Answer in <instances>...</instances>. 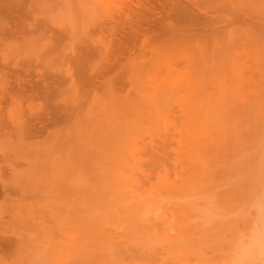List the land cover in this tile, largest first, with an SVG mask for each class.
<instances>
[{
  "label": "bare ground",
  "instance_id": "1",
  "mask_svg": "<svg viewBox=\"0 0 264 264\" xmlns=\"http://www.w3.org/2000/svg\"><path fill=\"white\" fill-rule=\"evenodd\" d=\"M129 1L130 3L132 2L134 4V0ZM154 1L157 3H151V0H137L135 3H137L136 5L140 6L139 8L141 9H138V12L133 14L131 11L132 15L126 14L125 18H122L121 20L114 19L115 21L113 22L112 20V23L109 25L107 24L108 22L105 25H94L95 27H98L96 29H99L104 33L106 32L111 37L109 42L110 50L108 52L106 51L107 53H105L103 60L105 62L102 64H100L101 61H98V64L97 62L95 63L94 58L97 57H94V55L97 53L95 50L96 48L94 49L93 47H90V45L83 46L85 48L76 51H74V49V52H71L70 57L68 55V58H65L67 61L66 66H68V64H70V66L66 69V73L63 74L62 71L57 70L50 64V60H52L53 64V61L58 58L55 49L56 45L62 42V39L65 38V36L72 37L74 35H66L67 32L65 31L67 29H64L65 31L61 30L62 28H59L60 26L57 27L59 28V32H55L53 29H51L52 25H49L51 23V19L48 18L51 16L50 14H48L50 16H48L47 19L45 16L43 17L44 19L31 18V15L36 17L37 14L34 12V10L31 11L33 8L31 5H28L25 0H0L1 65L6 63L4 62L6 51L4 48L8 49L7 43H11L12 47L17 44H21L23 46L28 45L29 47L32 45L35 46L34 43L37 41V44L38 39H45L49 42V47H47V45V49L45 50L44 47L43 49L44 52L48 54L47 57L50 58V60L49 58H46V54H44L43 51H39V54L42 53L41 57H37L39 54L36 56L37 60L41 62L44 60L47 61V59L49 60V62H44L47 64V69L46 67L40 70L33 69L28 66L19 67L21 65H15V63V66L9 69L1 67L2 69L8 71L1 70L0 72V77H2L0 79L3 80V82L2 80L0 82V136L2 133L3 135L15 133L18 135V138H21L22 140L24 139L23 141H26L28 146H32L34 142L30 141H32V139L35 137L41 136L44 133H52L53 131L55 132V130L52 131L47 129L46 122H48V124H55L60 118H67L68 115L70 116L71 111L76 110L77 107L75 108L70 104L71 102L74 103L73 100L69 102L66 99L67 97L62 96V93L67 90V88H64L67 80H70V86L68 89L71 88V91L72 88H77L79 85L83 84H86L85 86L89 85V87L91 86L96 88L94 86L96 84L95 81H97L100 76L102 77L105 72H108L114 68V66H118L120 69H122V58L124 55H127L128 52H130L132 45L138 39H141V43L144 45L149 40L157 38V36L162 31L169 33V35L172 34V38L175 34V36L178 35L176 38L174 37L175 39L173 41H177L185 37L186 35H184V33H187L188 31L183 32V30L180 28L182 26L178 25V22L180 21L181 17L183 18V15H187V17L189 15L190 17L194 15L191 17V20L194 17H198V15L195 16L197 13L194 14L196 11H192L193 13L190 12L191 8L192 10L198 9V5V7L195 8L196 0H193L195 3H193L192 0H184L186 3H184L182 0ZM251 1L253 2L255 0ZM245 2H247V0ZM259 3L261 4V2ZM192 4H195L194 8ZM23 5L25 6L24 8ZM263 5L264 3L260 6L263 7ZM133 11H135V9ZM30 12L32 14H30ZM202 12L203 11H200V14ZM185 16L183 19L186 18ZM204 16L207 18V14L204 15L203 13V17ZM152 17H155V20H153ZM200 19H193V24H195L196 28H199V23H201ZM212 19L210 18L211 21ZM193 21H191L190 25H192ZM197 21H199V23H196ZM182 22H184V20ZM209 22H207L206 25L203 23L200 25L203 27V25L207 26L211 25V23H216L215 20L214 22ZM183 25L186 26L184 23ZM190 25H187L189 31L193 29L189 27ZM184 26V29L187 28V26ZM251 27V32L255 31L253 26ZM215 30L216 29H213L211 31L210 29L211 32L208 31L204 33V35L201 34V41L205 40L207 36L211 35L210 42L212 43V40L215 39V37L211 33H213ZM249 30L250 28L248 31ZM26 31H40L42 33L38 35H26ZM46 31H52V33H43ZM244 31H247V29ZM166 33H163L165 34L164 36H166ZM212 37L214 38L212 39ZM206 41L208 42V39ZM213 41L215 42L216 40ZM28 50L31 51L32 49ZM28 50L27 52H29ZM35 51H32V53ZM15 52L19 53L17 50H15ZM98 52H100V50ZM28 54L29 55L27 56L30 57L31 52ZM100 54L102 55L103 53ZM54 55L55 57H53ZM91 57H93V65L89 64V59ZM40 58L44 59L42 60ZM52 58L55 59L53 60ZM101 58H103V56ZM65 59L59 58L57 60L64 61ZM22 60L25 59L22 58ZM63 63L65 65V62ZM49 65L51 67H49ZM54 70L59 73L54 72ZM25 77L27 79L28 77L30 78L27 80ZM74 91L73 94L78 90L76 92ZM68 92L66 94H68ZM78 94L81 95L79 92ZM61 98L62 100L60 101ZM75 99L78 98L75 97ZM65 100L69 102L67 103L69 106L71 105L70 108L73 107L75 109L70 110V108H68L70 111H67L68 109ZM8 101L10 102L9 104L12 106L14 105L13 107H15V104L20 105L17 106V108L20 107V109L18 108L20 112H18V109L15 108L16 110H14V113L12 107H10L12 111L8 112L7 110L9 107H7V110L5 107H2V103L6 102L7 104ZM35 103L38 106V109L36 110L35 106H33V109L36 110H33V112L30 109H32L31 107ZM24 104H26V106L28 105L30 110L29 113L31 115L25 116V112L22 111L26 108ZM61 104H64V107L66 108H64ZM75 104H77V102ZM21 105H24L23 109L21 108ZM3 108L6 112H2L4 111L2 110ZM250 109L251 111L248 112L234 109L232 111L202 113L199 116H189L188 126L179 132L180 139L177 146L173 149V159L144 162H131L125 160L122 162V172L120 177L121 189L119 195H116L115 197L110 196L106 188L105 190L107 192H105L103 195L101 192L103 189H101L100 186L97 187L98 185H96V187H94V183L96 182L92 183L94 184L93 187H90L92 186L91 184L88 185L87 188L86 186L89 183L86 182L87 184L83 185L86 191H77L78 194L75 192L73 195V189L76 190L74 185L71 194H69L72 196H67V198L70 197V202L75 201L73 196L76 197V204L73 205L74 203L71 204L72 202L69 203L68 200H62V197L60 196L61 194H56L58 193L57 190L59 189H57V187H60L59 191L61 190L62 192L64 191L62 189H65V187L63 188L62 184L63 181H56V179L59 177L62 179L59 173H62L63 169L61 170L59 168L57 170L56 167V173L60 176L58 175L59 177L55 178L51 177L54 175V173L51 172L55 171L54 167H52L53 170L51 169V171H49V174L47 172L49 169L43 171L45 168H41L43 163L38 164L39 166L37 165V168L39 171L37 169L33 170L32 168L30 169L31 171H27L29 173L23 172L22 174L27 176L28 174L31 175L34 173L35 175L32 174L33 176L31 177H34L35 180H39V184L44 182L42 186L45 185L46 181L48 180L49 184H47L49 186L45 185L48 188L42 189L45 186H41V189L45 191L43 193H46L44 195L45 199L48 198H46V195L50 193L49 195L51 198L49 197L50 199H48L52 200L54 195H56L55 198L60 199V203L59 201L58 204L57 201L54 202L56 199L51 201L52 203L47 201V199L46 202L51 204L48 205L45 203V205L42 206V208L45 207L44 209L37 210V206L34 207L35 204H33V208L30 204L32 202H30V199H28L27 201L29 202H27V204H29L28 207L27 205L25 206L27 207L26 210L28 211L30 208H32L33 212V210L36 209L39 218V215L43 214L44 211L45 213L50 212V206L55 209L53 203L56 204V208L59 209V211L63 203L66 201H68V204L67 202L65 203L66 206L70 204L72 205L71 207L75 206L73 207V246L75 250V260L78 264H233V262L238 259H245L247 264H264V251H261V247L264 246V105L259 108L253 106ZM4 113H7V115ZM43 119L46 120L44 121ZM126 124L125 127L128 126V124ZM124 133L126 140L131 135V132L125 130ZM3 138L4 136L1 139ZM11 139L13 140L14 138L12 137ZM21 139H17L19 142H17L18 147H21V144L23 143ZM5 140L6 139L3 141ZM7 141L8 140L5 141L6 143L4 142L6 146L4 145L3 148L1 147L0 151L2 152V150L5 149L4 147H8L9 149L10 146L13 149V151H11H15L14 154H16L17 150L14 148L16 144L9 145L10 140L8 143ZM129 141L130 138L128 139V142ZM12 145H14V147ZM39 147L41 151L43 147ZM39 147L35 146V150H37ZM77 148L78 146L75 147V151H77ZM27 149H29L31 153L33 152V154L38 152H34L35 150L33 146L32 148L30 147ZM31 149H33V151ZM20 150L22 149L19 148V151ZM29 150L25 151L28 152ZM31 153L29 155H31ZM75 161L78 162L77 160ZM28 162L30 163L31 161ZM53 165L54 164L52 163V166ZM55 166H57V164H55ZM45 172L48 174H44ZM67 172L63 171L62 176L66 175ZM42 173L43 175H49L50 177H47L48 179L45 178L46 180L44 181L43 177L45 176H42ZM22 174L19 175L21 179L24 178L22 177ZM37 176L38 179H36ZM29 178L30 176H27L26 180ZM49 181L53 184H50ZM97 182H99V180ZM54 184H61L62 187L57 186L55 188ZM51 185L53 187H51ZM101 185L103 184L101 183ZM83 186L81 187L82 189ZM49 187L54 188L55 190L50 189L54 190V192H50ZM78 187L80 188V186ZM47 189L49 191H47ZM51 193H55L53 197L51 196ZM75 194L80 196L81 199ZM0 195L4 198L9 196L7 193L6 184L2 180V177L0 178ZM8 198H10V196ZM42 204L43 202L39 205ZM16 205H20L21 207V204ZM22 207H24V205ZM53 208H50L51 214L52 212L59 213L57 209H55L56 211L52 210ZM4 211L5 210L0 211V213H4ZM30 212L31 210L28 211V213ZM16 213H20V211H16ZM56 213L53 216H50V214L48 216L50 220H54V224L52 223L49 226L50 228L47 226L44 227L45 225L43 223L42 225L40 224L44 227L42 228L43 230L47 229L48 231L52 230V232H55L57 227V231H59L61 224L59 220L57 222L58 214L56 215ZM20 214H22V212ZM35 214L37 213L34 212V215L32 214L34 218L36 217ZM32 215L31 218L33 217ZM53 217H56V219ZM59 218L61 219L60 216ZM52 226L55 228L53 229ZM44 232H42L44 238L41 236V239L45 240L44 242L48 241L47 239H50L51 236L55 237L54 235H50V232H48V235L45 238L46 234ZM49 235L50 237H48ZM30 238L32 239V237ZM15 239L16 241H13L10 240V238L7 239V237L4 236L1 237L0 233L1 264H3L6 259H8L7 255H11V252H13L12 250H14V252H19L17 248H21L23 246V243H20L22 240H24L22 237L18 236ZM32 240L37 242L39 238H34ZM37 244L39 246V243ZM243 248H248L250 250L249 253L246 255L243 254L241 252ZM20 251H22V249ZM22 253H24V250ZM27 257L29 258V256ZM35 257L38 256L35 255ZM2 258L5 259L1 260ZM24 260H18L17 264L18 262L20 263V261L23 262ZM28 261L31 264V262L34 260ZM22 262L21 264H26L25 261L23 263ZM38 263L40 264V261L36 264Z\"/></svg>",
  "mask_w": 264,
  "mask_h": 264
},
{
  "label": "rangeland",
  "instance_id": "2",
  "mask_svg": "<svg viewBox=\"0 0 264 264\" xmlns=\"http://www.w3.org/2000/svg\"><path fill=\"white\" fill-rule=\"evenodd\" d=\"M25 1L33 8L31 11L34 10V12L37 14H35L36 17H33L31 15V18L42 19L45 16V18L47 19V17L51 15L50 17H48L49 19H51V23L49 24L52 25L51 29H53L55 32H59V28H62L61 30L67 29L66 31L64 30L68 33H66V35L71 34L74 36H65V38L62 39V42L56 45L55 49L58 58L53 61V64L52 60L47 57L48 54L44 52V49L46 50L47 47H49V42L45 39H38V43L36 44L37 41H35V46H29L30 48L28 47V45L23 46L21 44H17L15 45L16 47H12L11 43H7L8 49L4 48V50H6L4 62L6 63L4 65H1L0 63V68L5 67L9 69L16 64H19L21 65L19 67L28 66L30 68L39 70L46 67L47 69V64L45 63L49 62L50 60V64L57 70L62 71V73L64 74L66 73V69L70 66V64L66 66L67 61L65 58H68V55L70 57L71 52L74 49V51L80 50L82 48H85L83 46L89 45L94 49L96 48L95 50L98 53L94 55V57L97 56L96 58H94V62H97L98 64L101 61L100 64H102L105 62L103 61L105 53L110 50L109 42L111 37L106 32L104 33L99 29H96L98 27L95 26L97 24V26H100L99 24L105 25L107 22V24L109 25L110 23H112V20L113 22L115 21L114 19L121 20L122 18H125L126 14L132 15V13L134 14L135 12H138V9L141 10L139 8L140 6H137V3H135L137 0H134V4L132 2L131 4L129 0ZM182 1L186 3V1ZM245 1L246 0H200L199 2V0H196L195 3L192 0V2L196 4L195 8H197L198 6L199 7L197 9L198 12L195 9L192 10V8L190 9V12L196 11L194 13H197L195 16L198 15V17L196 18L199 20L200 18L204 19L205 17V21L201 19V23L197 21L196 23H199V28H196L195 24H193V19L196 18L194 17L191 20V17L194 15H192L191 17L190 15L188 17L187 15H183V18L185 16L187 19H183L181 17L178 25L182 26L179 27L183 30V32L188 31L187 33L185 32L186 34L184 33V35H186L187 37L185 36L177 41H173L178 35L175 36V34V38H172V34L169 35V33L162 31L160 32V34L163 36L159 34L157 38L149 40L144 45H142L143 43H141V39H138V42L135 41V43L132 45V51L130 50V52H128V54L124 55V57L122 58V69H120V67L118 66H114V68H112L108 72H105L102 77L100 76L99 79L95 81L96 84L94 86L96 88L91 86L89 87V85L85 86L86 84H83L79 85V88H72L71 91V88L68 89V87L70 86V80H67V84L65 83L64 88H67L69 92L64 89L65 92L62 93V96L67 97L66 99L69 102L73 100L74 103L71 102L70 104L77 108L75 111L73 110L70 112V116L68 115L67 118H60V121L58 120V122L55 124L49 123V125L48 122H46L47 129L52 131L55 130V132H48L49 134L44 133L43 135L35 137L34 139H32V141H30L34 142V144H32L34 150L36 149L35 146H41L43 147L42 150L44 151H40L39 147L34 151H38L36 152L38 154L34 153V155L33 152L31 153L30 150L27 149L30 147L32 148V146H28V144H26V141H23L24 139L22 140L21 138H18V135H16L15 133L4 135L2 133L1 136H4V138L1 139L2 137L0 136V148H3L6 140H10L9 145L16 144L15 147L14 145L12 146L17 150V153L14 154L15 151L12 152L13 149L8 144L7 145L9 146V149L8 147H4V151L2 149V152L0 151V176L5 182L7 193L10 196V198H8L9 196L4 198L0 195V211L5 210L4 213H0V233L1 237L4 236L7 237V239L10 238V240L13 241H16L15 238L18 236L24 239L22 240V242H20L23 243V246L21 248H17L19 252H14V250H12L14 253L11 252V255L8 254V259H6L8 262L5 260L6 263L4 261L3 264H17L18 260L24 259L26 264H30L28 260H34L33 262H31V264H36L39 261L40 264H78L75 260V250L73 246V207L75 206L71 207V204H76V197L73 196L75 198L74 202L71 201V203L69 201L70 197L72 196L69 194H71L74 185L76 187V190L73 189V195L77 191H86L83 185L89 183L86 186L88 188V185L96 182L94 183L95 186L94 184H92V186L90 187H96V185H98L97 187L100 186L101 189H103L102 191L100 190L103 195L105 192H107L106 190H108L110 196L115 197L116 195H119L121 189L120 177L122 172V162L125 160L131 162H144L173 159V149L177 146L180 139L179 132L180 130H184L188 126L189 116H199L202 113H219L223 111H232L234 109L248 112L251 111L250 108H252L253 106L259 108L264 105V5L263 7L260 6L264 3V0H255L253 2L251 0H247V2L250 3H247ZM259 2H261V4ZM151 3L156 4L157 2L151 0ZM195 4H192L193 8ZM24 7L25 6L23 5V8ZM132 9H135V11H133ZM199 10L203 11L201 13L202 15L200 14ZM203 13L204 15L207 14V18L206 16L203 17ZM30 14L32 13L30 12ZM209 17L211 19L213 18L212 21L214 22L215 20L217 24L211 23L212 21ZM152 19L155 20V17H152ZM188 19L190 20V22ZM183 20L184 22H182ZM185 20L188 21L186 22ZM191 21H193L192 25H190ZM202 21H210L209 23H211V25H207L209 27L203 25L202 27L200 24H207V22L204 23ZM183 23L186 24V26L189 24V27H191V29L193 28L194 30L192 29L193 31L190 30V32L188 26V29L185 28V30L183 28ZM251 26H253L255 31L251 32ZM249 28L250 32L248 31ZM210 29L211 31L213 29H216L213 33H211L215 37V39H213L214 37H212V39L216 41L214 42L212 40V43L210 42L211 35L207 36L205 40L201 41L200 35H204V33L208 31L211 32ZM245 29H247V31H244ZM71 30L73 33L71 32ZM223 31L226 32L224 33ZM40 33L42 32L26 31L25 34L38 35ZM43 33L49 34L52 33V31H46ZM163 33H166V36H164L165 34ZM207 39L208 42L206 41ZM28 49L32 50L29 51ZM15 50L19 51V53L15 52ZM27 50L29 52H27ZM99 50L100 52H98ZM32 51L35 52L32 53ZM39 51H43L44 54H46V58H49V60L47 59V61L44 60L43 62L38 61L37 57H41L42 54H39ZM30 52L31 58L27 56ZM100 53H103L104 55H101ZM102 56L103 58H101ZM53 57H55V55ZM22 58H24L26 61L22 60ZM59 58L65 60H57ZM91 58V60L89 59V64L93 65V57ZM52 59L54 60L55 58ZM63 62H65V65ZM49 67L51 66L49 65ZM1 70L8 71L1 68L0 72ZM55 70L54 72H57ZM29 78L30 77H28V79ZM1 80L2 79H0V82ZM73 91H77L76 93H74L76 95L73 94ZM67 92L68 94H66ZM78 92L81 93V95H79ZM75 97L78 99H75ZM61 100L62 98L60 99V101ZM69 102L66 101V104ZM76 102L77 104H75ZM9 103V101L7 102L8 105L6 104V102L2 103V107H5L6 110L7 107H9L7 110L8 112H11L12 110L14 111L18 108L20 109V107L17 108V106L20 105L15 104V107H13L14 105L12 106ZM24 105L26 106V104ZM71 105L69 106V104H67V109L70 108ZM23 106L21 107L22 109ZM33 106H35L36 110L38 109V106L35 103L32 105V109L30 110L36 111L35 109H33ZM62 106L64 107V104ZM10 107H12V110ZM75 108L72 107L70 108V110ZM5 109L3 108L2 110L4 111L2 112H6ZM19 109L18 112H20ZM30 110L27 105L25 110L23 109L22 111H24L25 116H27L31 115L29 113ZM70 110L68 109L67 111ZM4 114L7 115V113ZM82 120H84L85 122ZM126 123L128 124L127 127H125ZM125 130L131 132V135L129 133L130 136L128 137V139L130 138L129 142L128 139L125 140ZM10 137H13L14 139L12 140ZM16 138L21 139L23 141L22 144H24L25 142L24 145L27 148H25L21 143V147H18V140ZM4 139L6 140L3 141ZM76 146H78L77 151H75ZM22 147H24L25 149ZM19 148L22 150L19 151ZM25 150H29L28 152H30L31 155H29L30 153L26 152ZM31 150L33 151V149ZM74 159L78 162H76ZM28 161H31L32 163L30 162V164ZM52 163L54 164L53 166ZM38 164H42V167L40 165L42 169L43 167L45 168L43 169V171L49 169L47 170L48 173L49 171H51V169L53 170L52 167H54V170L57 167V170L60 168L65 172H69V174L68 172L67 174L65 173L66 175L64 176H62L63 171L62 173L58 172L62 177V179H60V175L56 173V170L51 171L54 173V175L51 177H59L56 179V181H63V188L65 187V189H62L64 190L63 192L60 190V193V187L57 186L62 187V185L54 184L55 188H59L58 190L56 189L58 191V193L56 194H61L60 196L62 197V200H68L69 203H71L70 205L66 206L65 203L67 202L68 204V201H66L65 203H63L64 206L60 205V211L56 208V204L53 203L55 209L59 211V213L55 212L56 215L58 214L57 222L59 220L61 224L59 231H57V227L55 232H52V230L50 229V231H48L47 229H42L46 226L49 227L54 221L50 220L48 217L49 214L50 216H53L55 214L53 212L51 214L50 208H53L52 206H50L49 208L50 212L45 213L44 211V213L39 215L38 218L37 210L44 209L45 207L42 208V206L45 205V203L49 205L52 203L51 201L56 199V195H54L55 193H51L52 197L54 195V198L52 200H49L51 198L49 195L50 193L47 194L49 196L46 195V198H50H47L48 200L45 199L44 195L46 193H43L45 191L42 189L48 188L46 187L49 184L48 180L46 181V186H42L44 182L39 184V180H35L34 177H31L34 173L30 172L32 174H28L27 176H30V178L33 179L29 178L27 180V176H24V174H22L23 172H27L28 170L31 171L30 169L32 168L33 170L37 169L39 171V169L37 168L39 166ZM55 164H57V166H55ZM48 173L45 172L44 174ZM21 174L22 177H24L23 179H21V177L19 176ZM42 176L45 175H43L42 173ZM47 177L50 176L47 175L43 177L44 181ZM36 179H38V176ZM98 180L99 182H97ZM101 183L103 185H101ZM50 184L53 183L50 182ZM41 186L45 187L42 188ZM78 186H80V188L83 186V189H80ZM51 187L53 186L51 185ZM50 189L54 188L49 187V190ZM49 190L47 189V191ZM54 190H50V192H54ZM68 195L70 196L69 198H67ZM19 196L22 197L20 198ZM78 197L81 199L80 196ZM28 199H30V202H32L30 203L32 207L33 204H35L34 207L37 206V210L34 209L35 211L33 210V212L32 208H28L32 213H28L29 210H26L29 204H27V202H29L27 201ZM31 199L34 201V203ZM57 199L54 200V202L57 201L58 204V201L60 199ZM46 200L50 201L51 203L46 202ZM41 201L43 202V204L39 205L42 203ZM16 204H21V207L24 205V207H22L21 209L20 205L18 206ZM26 205L27 207H25ZM55 209L53 208L52 210L56 211ZM16 211H20V213L22 212V214L16 213ZM34 212L37 213L35 214V218L37 219V221L33 216ZM30 214H33L32 218ZM59 216L61 217V219L59 218ZM53 218L56 219V217ZM42 223L45 225L44 227L41 226ZM52 228L54 229L55 227L52 226ZM42 232L46 234L45 238L48 235V232H50V235H54L55 237L51 236L50 239H47L48 241L44 242L45 240L41 239V236L42 238H44ZM50 235L48 237H50ZM33 236L35 239L39 238V240H37V242L32 240L34 239ZM30 237H32V239ZM33 242H35L36 244ZM37 243H39V246ZM21 249L22 251L24 250V253L20 251ZM35 255L38 257H35ZM27 256H29V258ZM5 258H2L1 260ZM21 262L22 261H20V263L18 262V264H21Z\"/></svg>",
  "mask_w": 264,
  "mask_h": 264
},
{
  "label": "clouds",
  "instance_id": "3",
  "mask_svg": "<svg viewBox=\"0 0 264 264\" xmlns=\"http://www.w3.org/2000/svg\"><path fill=\"white\" fill-rule=\"evenodd\" d=\"M249 251H250V250H249L248 248H243V249L241 250V252H242L243 254H245V255L248 254ZM261 251H264V246L261 247ZM233 264H247V261H246L245 259H238V260L234 261Z\"/></svg>",
  "mask_w": 264,
  "mask_h": 264
}]
</instances>
